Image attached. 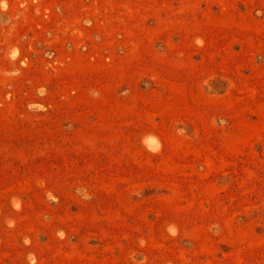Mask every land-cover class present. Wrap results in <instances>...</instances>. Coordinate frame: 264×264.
<instances>
[{"label": "rangeland", "instance_id": "1", "mask_svg": "<svg viewBox=\"0 0 264 264\" xmlns=\"http://www.w3.org/2000/svg\"><path fill=\"white\" fill-rule=\"evenodd\" d=\"M0 264H264V0H0Z\"/></svg>", "mask_w": 264, "mask_h": 264}]
</instances>
